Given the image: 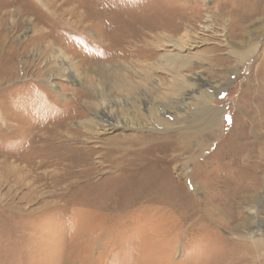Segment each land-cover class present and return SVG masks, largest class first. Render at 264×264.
Here are the masks:
<instances>
[{
	"label": "rangeland",
	"instance_id": "374dc122",
	"mask_svg": "<svg viewBox=\"0 0 264 264\" xmlns=\"http://www.w3.org/2000/svg\"><path fill=\"white\" fill-rule=\"evenodd\" d=\"M257 223L264 0H0V264H229Z\"/></svg>",
	"mask_w": 264,
	"mask_h": 264
},
{
	"label": "bare ground",
	"instance_id": "6f19581e",
	"mask_svg": "<svg viewBox=\"0 0 264 264\" xmlns=\"http://www.w3.org/2000/svg\"><path fill=\"white\" fill-rule=\"evenodd\" d=\"M81 17V16H80ZM79 17V18H80ZM81 20V19H80ZM85 23V22H84ZM179 51H185L186 49H190L192 48L193 45L191 44H182L179 43ZM235 55L239 56V57H243L244 55H246V51L243 50H235ZM64 54V53H63ZM174 54V53H173ZM177 56H173V60L177 59L178 57H180V54H176ZM61 56V55H60ZM64 59H66V61H64L62 59V61L59 63L60 67H62V71L63 72L65 70V66L64 64H67L69 66V62L70 60H68L65 56H62ZM59 60V59H58ZM61 60V59H60ZM69 61V62H68ZM165 64V63H164ZM62 65V66H61ZM167 68L171 67L172 65H174L172 62L169 64H166ZM98 68V67H97ZM113 72L116 73V70H113ZM71 73V70H68L66 73L62 74L63 76L68 77V74ZM119 82H116V90H119L120 88L118 87ZM217 92L220 91V89L216 90ZM184 101V100H183ZM132 102V101H131ZM139 102V101H138ZM183 103H187L186 101ZM119 107H132L131 103L128 102H124V103H116V109H119ZM105 111L102 114V119L104 122H107L106 124H104V128H100L102 129L101 131L104 132L110 128H125V129H132L133 126L132 121L134 118V114H126V113H122L121 110L119 109V112L116 111V113L113 111L112 107H110V109L108 111ZM114 122V123H113ZM101 125L103 124L100 123ZM153 124H155V122L153 121ZM145 128H147L145 126ZM112 130V129H110ZM153 139L150 138L148 135H144V136H133V135H124L120 138H117L116 140V144L119 145L120 142L123 143H130L132 145H140V146H147L150 142H152ZM139 148H134L133 150H137ZM120 148L117 150L119 151ZM130 160V159H129ZM134 164V162H133ZM218 215V214H216ZM220 219L223 220V218L221 217ZM231 222V220L229 221ZM261 224H256L253 225L251 228H248V232L247 235L241 237V240L244 243H240V244H244V251L243 252H235V258L229 259L228 263L229 264H237V263H242V262H250L251 264H264V259H263V254L262 251L264 250V238L261 236ZM232 230V228H231ZM236 231L235 229L232 230Z\"/></svg>",
	"mask_w": 264,
	"mask_h": 264
}]
</instances>
